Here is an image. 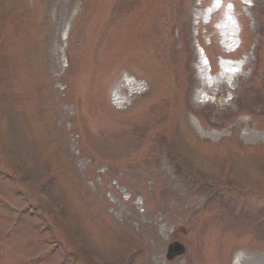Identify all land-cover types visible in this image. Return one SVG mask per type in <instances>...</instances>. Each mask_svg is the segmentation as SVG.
Instances as JSON below:
<instances>
[{
	"label": "rangeland",
	"instance_id": "rangeland-1",
	"mask_svg": "<svg viewBox=\"0 0 264 264\" xmlns=\"http://www.w3.org/2000/svg\"><path fill=\"white\" fill-rule=\"evenodd\" d=\"M0 264H264V0H0Z\"/></svg>",
	"mask_w": 264,
	"mask_h": 264
},
{
	"label": "bare ground",
	"instance_id": "bare-ground-1",
	"mask_svg": "<svg viewBox=\"0 0 264 264\" xmlns=\"http://www.w3.org/2000/svg\"><path fill=\"white\" fill-rule=\"evenodd\" d=\"M222 76L229 77V79H235V80L236 79L239 80V78H243V76H241L240 73L238 72V69L232 70V71L225 69V73ZM223 85L224 86H222L221 83H219L217 85L211 84V85L200 86V89H201L200 91H202L204 94L203 96L207 97V99L202 100V102H201L202 106H204V107L208 106V107H212V108L219 107L220 105L218 102H215V101L210 100V99L213 97H216L218 95H222L224 92L237 93V90L234 87H232L230 85H225V84H223ZM213 86H216L217 90H214ZM165 229H166V226H164V225L160 227L161 232H164Z\"/></svg>",
	"mask_w": 264,
	"mask_h": 264
},
{
	"label": "water",
	"instance_id": "water-1",
	"mask_svg": "<svg viewBox=\"0 0 264 264\" xmlns=\"http://www.w3.org/2000/svg\"><path fill=\"white\" fill-rule=\"evenodd\" d=\"M184 253H185V249L182 245L171 244L167 248L166 259L168 261H171L178 256H182Z\"/></svg>",
	"mask_w": 264,
	"mask_h": 264
}]
</instances>
